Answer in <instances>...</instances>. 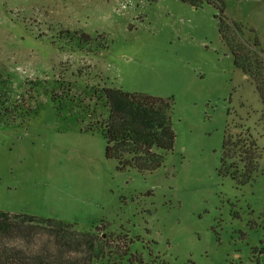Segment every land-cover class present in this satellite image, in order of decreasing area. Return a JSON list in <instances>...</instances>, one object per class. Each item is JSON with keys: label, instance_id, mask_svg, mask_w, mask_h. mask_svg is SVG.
Wrapping results in <instances>:
<instances>
[{"label": "rangeland", "instance_id": "374dc122", "mask_svg": "<svg viewBox=\"0 0 264 264\" xmlns=\"http://www.w3.org/2000/svg\"><path fill=\"white\" fill-rule=\"evenodd\" d=\"M223 15L264 49V0H0V211L70 232L36 226L32 249L90 233L104 264L128 244L146 262L264 264L263 104ZM108 88L174 100L159 169L107 157ZM236 129L263 150L246 182L223 160Z\"/></svg>", "mask_w": 264, "mask_h": 264}, {"label": "trees", "instance_id": "16d2710c", "mask_svg": "<svg viewBox=\"0 0 264 264\" xmlns=\"http://www.w3.org/2000/svg\"><path fill=\"white\" fill-rule=\"evenodd\" d=\"M183 1L196 5L202 0ZM219 33L233 54L236 67L251 77L255 84L263 104L261 121L264 124V49L258 37H253L250 42L237 40L236 34H242V25L225 22L224 15L219 19ZM105 92L110 113L107 118L97 120L96 129L101 130L106 139L107 157L116 159L121 170L133 167L142 172H151L159 169L167 152L173 150L176 139L174 100L115 88L105 89ZM236 130L228 131L225 136L223 160L231 162L228 172L246 182L257 172L263 150L249 132ZM44 225L57 234L68 231V225L62 222L0 211V264H89L91 260H100L96 264H104L103 252L96 251L94 242L88 239L90 233L58 242L55 251L48 246L32 249V237L27 233L32 236L36 226ZM19 237L22 242L17 245ZM106 264L166 263L153 259L146 262L128 244L117 262Z\"/></svg>", "mask_w": 264, "mask_h": 264}]
</instances>
